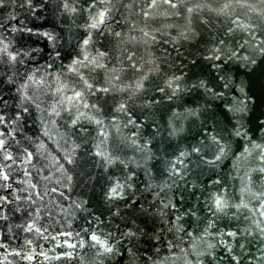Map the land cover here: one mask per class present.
<instances>
[{
    "label": "water",
    "instance_id": "water-1",
    "mask_svg": "<svg viewBox=\"0 0 264 264\" xmlns=\"http://www.w3.org/2000/svg\"><path fill=\"white\" fill-rule=\"evenodd\" d=\"M0 264H264V0H0Z\"/></svg>",
    "mask_w": 264,
    "mask_h": 264
},
{
    "label": "snow or ice",
    "instance_id": "snow-or-ice-1",
    "mask_svg": "<svg viewBox=\"0 0 264 264\" xmlns=\"http://www.w3.org/2000/svg\"><path fill=\"white\" fill-rule=\"evenodd\" d=\"M86 43H87V41H85V44ZM216 203H217V206L219 207L221 202L219 200H217Z\"/></svg>",
    "mask_w": 264,
    "mask_h": 264
}]
</instances>
